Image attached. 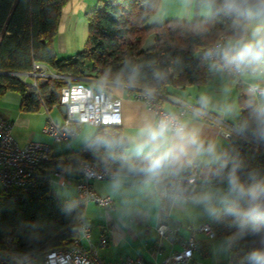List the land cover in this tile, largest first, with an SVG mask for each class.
Returning a JSON list of instances; mask_svg holds the SVG:
<instances>
[{
  "label": "trees",
  "instance_id": "16d2710c",
  "mask_svg": "<svg viewBox=\"0 0 264 264\" xmlns=\"http://www.w3.org/2000/svg\"><path fill=\"white\" fill-rule=\"evenodd\" d=\"M69 0H0V72H26L33 62L47 65L57 74L119 83L164 92L167 87L184 89L200 85L207 79L203 54L219 35L227 41L248 33L249 17L228 11L225 0H203L211 5V15L192 21L166 20L145 25L155 13L159 0H99L86 12L88 36L82 49L74 55L59 57L53 41L62 7ZM152 46L143 48L148 34ZM9 73H0V97L17 92L20 110L34 113L57 107L64 79L49 78L37 87ZM105 85L99 83L97 90ZM200 107V106H199ZM247 137L235 135L234 149L218 164L215 182L228 180L235 167L245 185H264V108L253 96L239 98V116L234 124ZM128 143L119 126H100L88 142L75 152L50 155L34 173V183L27 188L0 190V252L6 241L19 251L43 255L52 249L66 248L78 235L77 220L84 203L55 195L50 186L55 171L66 176L77 171V159L107 168L116 175H142V158L125 154ZM181 167L165 179L175 183L189 174ZM186 191L184 184L180 185ZM241 206L244 200L236 202ZM235 204V203H234ZM233 205V204H232ZM216 211L209 223L215 236H224L230 256L228 264H250L249 254L264 250V227L253 231L227 209ZM0 264H15L9 260Z\"/></svg>",
  "mask_w": 264,
  "mask_h": 264
},
{
  "label": "crops",
  "instance_id": "0c3cea01",
  "mask_svg": "<svg viewBox=\"0 0 264 264\" xmlns=\"http://www.w3.org/2000/svg\"><path fill=\"white\" fill-rule=\"evenodd\" d=\"M98 1L69 0L62 7L53 41L59 57L72 56L82 49L88 36L86 12L95 8ZM211 12V5L203 0H159L155 13L145 25H155L166 20L192 21L207 18ZM258 22L249 18L248 35L251 34V26ZM234 41H227V45L235 53ZM250 65L253 70L245 71L240 77L207 66L208 75L204 83L184 89L167 87L162 92L166 97L161 98V106L167 111L176 112L180 107L177 101L185 102L200 106L234 125L239 116V98L253 96L251 85L264 86V61ZM83 79L82 82L90 88L96 89L99 85L92 79ZM102 84L105 85L102 90L110 97L121 99L119 127L128 143L125 154L141 158L130 149L138 138L139 130L148 123L156 122L154 112L144 102L134 100L133 93L128 88L110 82ZM20 102L21 97L17 92H6L0 97V115L12 122V135L19 144L30 141L47 143L51 148L50 155L75 152L98 129L88 123L77 124L66 142L53 140L43 131L47 120L43 109L25 113L20 110ZM257 104L264 108V97H259ZM52 109L58 111L53 113ZM49 113L57 123H62L63 111L60 107L50 108ZM183 121L185 131L189 134L186 153L157 175L115 174L112 178L92 181L97 194L111 198V204L107 207H100L93 202L85 205V216L91 222V240L96 243L101 234L107 235V245L99 250V257L106 264H115L127 256L143 257L149 262L161 261L173 251L180 250L189 236H193L197 242H204V238L208 237L197 231L198 226L216 211L239 202L240 198L229 194L228 180L214 181L220 159L234 149L232 140L221 137L215 123L192 109L187 110ZM193 137L196 143L190 142ZM210 148L212 151H209ZM181 167H195L199 176L195 185L187 188V199L178 200L172 205L171 221L176 226V231L173 244H170L167 238L160 237L155 230L159 198L165 179ZM78 178L77 171H69L64 175V186L52 182L64 192V195L56 196L68 201L76 200L75 184ZM93 231L95 236L92 239Z\"/></svg>",
  "mask_w": 264,
  "mask_h": 264
},
{
  "label": "built area",
  "instance_id": "2783aa9c",
  "mask_svg": "<svg viewBox=\"0 0 264 264\" xmlns=\"http://www.w3.org/2000/svg\"><path fill=\"white\" fill-rule=\"evenodd\" d=\"M235 53L227 45L225 35L221 34L210 44L203 54V60L210 68L225 72L231 76L240 77L245 71H252L250 64L237 66L231 62ZM9 73V72H0ZM9 74L21 78L24 82L37 87L49 78L64 79L68 84L61 88L57 107L65 106L62 123H57L50 115L49 108L44 104L43 111L47 120L43 131L53 140L67 141L74 133L77 124L88 123L96 127L120 126L121 124V99L110 97L105 90L88 87L83 78L71 74H57L41 62H33L32 68L26 72H10ZM96 83H104L92 79ZM111 83V82H110ZM128 88L132 91L134 100L144 102L155 114L156 122L168 118L174 124H182L188 109H192L205 119L212 121L217 126L219 135L231 140L235 135L247 137L235 125L225 121L222 117L206 111L205 109L177 101L180 104L176 112L163 109L160 100L166 97L161 92H156L144 87L112 83ZM254 99L264 97V86L251 85ZM12 122L0 115V190L8 187L27 188L34 183V173L50 157V145L40 141H30L19 144L12 135ZM261 150L264 143H261ZM79 178L75 184L76 200L84 203V212L77 220L78 235L66 248L52 249L43 255L35 252L19 251L10 239H7V248L0 252V261L9 260L15 264H106L99 257V250L108 243L107 235L101 234L97 242L91 240V222L85 216V205L93 202L100 207L111 204L109 196H100L93 188L92 181L112 178L115 174L104 167L95 165L86 160L77 159ZM198 170L190 168L189 174L176 179L178 184H184L186 190L194 186L198 179ZM57 182L65 185L64 175L58 171L52 173L50 183ZM175 183H164L159 198L158 222L155 230L160 237L167 238L173 244L176 226L171 221V208L178 200H186L189 191H182L181 186ZM197 231L208 238L215 237L209 219L198 226ZM193 236H189L182 244V248L173 251L161 261L149 262L143 257L127 256L115 264H188L193 251L201 248Z\"/></svg>",
  "mask_w": 264,
  "mask_h": 264
},
{
  "label": "clouds",
  "instance_id": "9594fccd",
  "mask_svg": "<svg viewBox=\"0 0 264 264\" xmlns=\"http://www.w3.org/2000/svg\"><path fill=\"white\" fill-rule=\"evenodd\" d=\"M224 7L259 21L251 26L250 35L242 34L234 41L235 54L231 62L239 66L264 61V0H225ZM137 137L130 150L142 158L143 165L139 170L151 176L185 155L186 140H189L184 126L174 124L168 118L146 124L139 130ZM190 142L196 143L195 138H191ZM228 187L229 194L244 200V205L235 203L227 211L242 222L251 224L253 231H259L264 227V185H245L234 167L228 176ZM248 259L250 264H264V250L252 251Z\"/></svg>",
  "mask_w": 264,
  "mask_h": 264
},
{
  "label": "rangeland",
  "instance_id": "374dc122",
  "mask_svg": "<svg viewBox=\"0 0 264 264\" xmlns=\"http://www.w3.org/2000/svg\"><path fill=\"white\" fill-rule=\"evenodd\" d=\"M154 43L153 35L150 33L146 35L144 42H143V48H147L152 46ZM53 113L57 112V109H52ZM51 188L54 190L55 195L61 196L64 195V192H62V188L58 187L55 184H50ZM60 190V191H59ZM60 198V197H59ZM239 201H243L240 199ZM95 236V232H92V239ZM204 242H197L198 244H201L203 246V249L201 250H194L191 260L188 262V264H228L230 260V256L227 249V243L224 236H215L213 238H204Z\"/></svg>",
  "mask_w": 264,
  "mask_h": 264
},
{
  "label": "water",
  "instance_id": "95a60500",
  "mask_svg": "<svg viewBox=\"0 0 264 264\" xmlns=\"http://www.w3.org/2000/svg\"><path fill=\"white\" fill-rule=\"evenodd\" d=\"M60 109L62 110V111H64L65 110V106H60Z\"/></svg>",
  "mask_w": 264,
  "mask_h": 264
}]
</instances>
